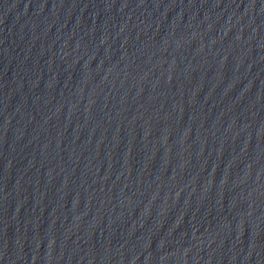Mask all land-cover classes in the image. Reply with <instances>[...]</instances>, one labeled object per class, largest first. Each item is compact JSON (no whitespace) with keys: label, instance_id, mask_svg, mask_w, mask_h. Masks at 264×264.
Wrapping results in <instances>:
<instances>
[{"label":"water","instance_id":"95a60500","mask_svg":"<svg viewBox=\"0 0 264 264\" xmlns=\"http://www.w3.org/2000/svg\"><path fill=\"white\" fill-rule=\"evenodd\" d=\"M0 264H264V0H0Z\"/></svg>","mask_w":264,"mask_h":264}]
</instances>
